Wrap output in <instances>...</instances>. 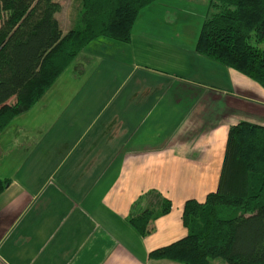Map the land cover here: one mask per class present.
<instances>
[{"label": "crops", "instance_id": "0c3cea01", "mask_svg": "<svg viewBox=\"0 0 264 264\" xmlns=\"http://www.w3.org/2000/svg\"><path fill=\"white\" fill-rule=\"evenodd\" d=\"M96 41L65 69L93 98L36 102L0 132V264H180L148 253L185 236L184 202L217 188L230 125H264V89L196 36ZM150 190L172 208L141 236L128 218Z\"/></svg>", "mask_w": 264, "mask_h": 264}, {"label": "trees", "instance_id": "16d2710c", "mask_svg": "<svg viewBox=\"0 0 264 264\" xmlns=\"http://www.w3.org/2000/svg\"><path fill=\"white\" fill-rule=\"evenodd\" d=\"M63 31L57 0H0V132L29 110L90 42L128 43L140 10L156 0H75ZM195 41L200 55L248 77L264 89V0H209ZM10 178L0 176V193ZM146 207L128 221L141 236L168 213L160 192L144 194ZM185 236L148 253L180 264H264V125L242 120L230 125L217 188L203 201L184 202Z\"/></svg>", "mask_w": 264, "mask_h": 264}, {"label": "rangeland", "instance_id": "374dc122", "mask_svg": "<svg viewBox=\"0 0 264 264\" xmlns=\"http://www.w3.org/2000/svg\"><path fill=\"white\" fill-rule=\"evenodd\" d=\"M57 1L61 3L62 8L56 16L65 32L69 29L73 15L75 14L76 1ZM214 11L215 10L211 7L209 0H156L142 8L138 13L136 21L132 27L131 38H136L138 36H176L180 37L182 40L185 38V44H188L190 37L196 36L197 38L203 20ZM247 41L252 45L264 49V40H257L254 32L250 33ZM95 42L97 41L95 40ZM81 52L77 56H79ZM84 55L88 56L87 53ZM80 58L81 57H78L77 59L75 58L76 61L74 59L66 70H68L74 62H81ZM83 61H85L84 64L88 63L87 59H84ZM93 62H97V59L94 58ZM66 70L61 77L62 79L54 83L53 86L48 89L46 95L38 102H87L90 97H94L89 93L87 94L88 89L85 98L79 97L71 88L68 89V87H66V83L68 82V71ZM72 111V109L66 111L65 115L71 114Z\"/></svg>", "mask_w": 264, "mask_h": 264}]
</instances>
